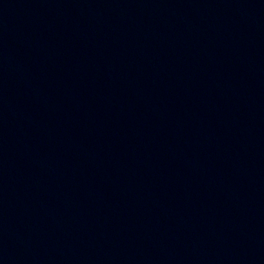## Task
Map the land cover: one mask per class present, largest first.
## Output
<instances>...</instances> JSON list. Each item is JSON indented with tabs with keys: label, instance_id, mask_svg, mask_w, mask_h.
<instances>
[{
	"label": "water",
	"instance_id": "water-1",
	"mask_svg": "<svg viewBox=\"0 0 264 264\" xmlns=\"http://www.w3.org/2000/svg\"><path fill=\"white\" fill-rule=\"evenodd\" d=\"M0 264H264V16L1 135Z\"/></svg>",
	"mask_w": 264,
	"mask_h": 264
}]
</instances>
